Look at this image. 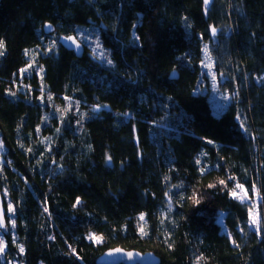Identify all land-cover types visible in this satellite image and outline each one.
I'll return each mask as SVG.
<instances>
[{
  "label": "trees",
  "instance_id": "obj_1",
  "mask_svg": "<svg viewBox=\"0 0 264 264\" xmlns=\"http://www.w3.org/2000/svg\"><path fill=\"white\" fill-rule=\"evenodd\" d=\"M70 36L80 57L61 45ZM0 41V191L13 209L0 264H95L115 246L158 264H264V190L256 230L230 195L264 185V0H0ZM205 54L229 97L219 115L199 90Z\"/></svg>",
  "mask_w": 264,
  "mask_h": 264
},
{
  "label": "rangeland",
  "instance_id": "obj_2",
  "mask_svg": "<svg viewBox=\"0 0 264 264\" xmlns=\"http://www.w3.org/2000/svg\"><path fill=\"white\" fill-rule=\"evenodd\" d=\"M84 42L85 44L88 46L89 48V54L94 56H100L102 55V48L100 47V44L98 42V38H97V33L92 31H80L79 35H78ZM78 37V38H79ZM53 41L48 39L45 41V45H47V47H50L53 45ZM33 66L34 72L37 73L38 69ZM201 67L202 70L204 72V74L206 75L205 77L202 78V82L199 85V90L202 93H206L207 96L209 97V100L212 104V111L214 115H219L223 109L226 107L228 101H229V97L226 93H224L223 91L220 90L219 88V82L218 80L215 79L214 74L211 70V61L209 59V57L205 54L204 58L201 62ZM33 73V71L31 70V67H26L25 69H23V71L21 72V74H31ZM27 86V85H26ZM24 84H22L19 88L25 89L27 88ZM28 90H30L28 88ZM55 108L61 109V110H71L73 113H75L77 116H79L80 118H88L91 114V110H94L93 107L90 108H78L75 104V102H71V101H66L65 103L61 104V102L59 100H55ZM4 152H5V148H4V142L2 139V134L0 132V165L3 163L4 161ZM237 184H234L232 189L230 190V195L232 198L236 199L237 201L244 203L245 205H247L248 209H249V221H248V225L250 229L256 230L259 228L260 225V219H261V211H260V206H261V191L264 190V185H260V183H258L257 187L255 188V191H253L252 195H248L247 194V198L244 200H241L237 197H234L232 195L233 190H235L239 195H242L243 193L241 192V189L236 187ZM245 190V189H244ZM8 200V199H7ZM9 205L10 203L7 202L6 204V213L9 215L8 209H9ZM141 219V218H140ZM256 220V223H253V220ZM218 222L220 224L221 227V232L225 233L228 235V232L226 230V228L224 227L223 224V219L222 217H220L218 219ZM11 223V222H10ZM142 223H144V220L142 221ZM99 237L98 235L91 233V232H87L86 233V239L91 241L93 244L95 245H101L102 241L101 238L100 239H90V237ZM1 240V237H0ZM2 254L0 253V256Z\"/></svg>",
  "mask_w": 264,
  "mask_h": 264
},
{
  "label": "water",
  "instance_id": "obj_3",
  "mask_svg": "<svg viewBox=\"0 0 264 264\" xmlns=\"http://www.w3.org/2000/svg\"><path fill=\"white\" fill-rule=\"evenodd\" d=\"M203 1V5L205 8L209 7L212 0H208L205 3ZM45 34L50 33L53 31V26L50 23H45L43 26ZM73 37L76 43L72 41L62 38L61 45L67 49L72 51L77 57H80L83 53V46L82 44L76 39L75 36ZM176 71H172L169 75V78H176ZM0 216L3 218V227H0V230L6 228V210L4 206L3 196L0 191ZM159 258L152 252V251H139L135 249H124L120 246H115L104 250L95 260V264H158Z\"/></svg>",
  "mask_w": 264,
  "mask_h": 264
},
{
  "label": "snow or ice",
  "instance_id": "obj_4",
  "mask_svg": "<svg viewBox=\"0 0 264 264\" xmlns=\"http://www.w3.org/2000/svg\"><path fill=\"white\" fill-rule=\"evenodd\" d=\"M208 2V0H205V3H207ZM213 32H215V29H213ZM66 39H68V40H70V41H72L73 43H76V41H75V39L73 38V37H67ZM3 48H4V44H3V41H0V55H3L4 53H3ZM26 54H27V52H26ZM29 67H31V65H29ZM23 71V70H22ZM110 159V158H109ZM220 183L221 184H224L225 182L224 181H220ZM236 187L237 188H239V189H241V192L243 193L242 195H239L235 190H233V192H232V195L234 196V197H237V198H239V199H241V200H244V199H246L247 198V191L246 190H244V188H243V185H239V184H237L236 185ZM254 191H255V189H253ZM79 202V201H78ZM13 209H12V206L11 205H9V209H8V211L9 212H11ZM141 220H143L144 219V217H143V215H141ZM257 221L254 219L253 220V223H256ZM0 227H3V218H2V216H0ZM143 230H144V226L143 225H141V231L143 232ZM90 239H100L99 237H90ZM21 251H23V249L21 248ZM4 252V242L2 241V240H0V253H3Z\"/></svg>",
  "mask_w": 264,
  "mask_h": 264
}]
</instances>
